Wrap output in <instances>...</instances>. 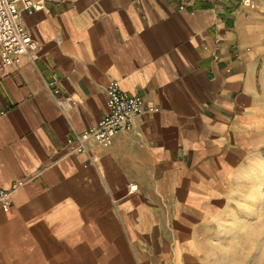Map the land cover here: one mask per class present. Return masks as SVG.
Here are the masks:
<instances>
[{"label":"crops","instance_id":"0c3cea01","mask_svg":"<svg viewBox=\"0 0 264 264\" xmlns=\"http://www.w3.org/2000/svg\"><path fill=\"white\" fill-rule=\"evenodd\" d=\"M20 10L37 48L0 63V264H264L262 2ZM113 82L147 109L73 151Z\"/></svg>","mask_w":264,"mask_h":264},{"label":"built area","instance_id":"2783aa9c","mask_svg":"<svg viewBox=\"0 0 264 264\" xmlns=\"http://www.w3.org/2000/svg\"><path fill=\"white\" fill-rule=\"evenodd\" d=\"M76 0H0V63L10 65L19 56L28 54L37 48L32 36L23 23L20 10L26 12L41 10L47 2H74ZM264 6V0H260ZM249 7L255 6L256 0H240ZM53 85V84H50ZM57 95L58 91L53 88ZM70 99V98H67ZM59 100V98H58ZM147 109L145 99L139 94L130 93L113 82L106 90V111L96 125L69 137L68 147L75 152H83L86 143L91 138L108 146L113 143L115 135L121 130H130L138 115ZM18 184L10 189L0 187V208L8 210L11 207V194ZM136 185H131L132 191Z\"/></svg>","mask_w":264,"mask_h":264}]
</instances>
